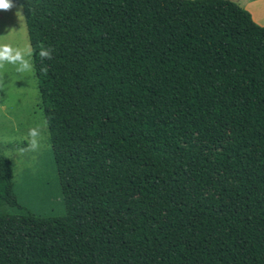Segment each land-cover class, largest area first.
<instances>
[{
    "label": "trees",
    "instance_id": "16d2710c",
    "mask_svg": "<svg viewBox=\"0 0 264 264\" xmlns=\"http://www.w3.org/2000/svg\"><path fill=\"white\" fill-rule=\"evenodd\" d=\"M66 214L0 156V264H264V26L231 0H10Z\"/></svg>",
    "mask_w": 264,
    "mask_h": 264
},
{
    "label": "rangeland",
    "instance_id": "374dc122",
    "mask_svg": "<svg viewBox=\"0 0 264 264\" xmlns=\"http://www.w3.org/2000/svg\"><path fill=\"white\" fill-rule=\"evenodd\" d=\"M0 9V156L11 160L20 205L40 217H63L61 193L48 127L35 75L22 8ZM21 214L9 206L0 214Z\"/></svg>",
    "mask_w": 264,
    "mask_h": 264
},
{
    "label": "crops",
    "instance_id": "0c3cea01",
    "mask_svg": "<svg viewBox=\"0 0 264 264\" xmlns=\"http://www.w3.org/2000/svg\"><path fill=\"white\" fill-rule=\"evenodd\" d=\"M247 10L256 24L264 26V0H231Z\"/></svg>",
    "mask_w": 264,
    "mask_h": 264
},
{
    "label": "clouds",
    "instance_id": "9594fccd",
    "mask_svg": "<svg viewBox=\"0 0 264 264\" xmlns=\"http://www.w3.org/2000/svg\"><path fill=\"white\" fill-rule=\"evenodd\" d=\"M11 7L10 3L7 2V0H4L3 6H0V9H9Z\"/></svg>",
    "mask_w": 264,
    "mask_h": 264
},
{
    "label": "snow or ice",
    "instance_id": "6c2138e0",
    "mask_svg": "<svg viewBox=\"0 0 264 264\" xmlns=\"http://www.w3.org/2000/svg\"><path fill=\"white\" fill-rule=\"evenodd\" d=\"M4 0H0V6H3Z\"/></svg>",
    "mask_w": 264,
    "mask_h": 264
}]
</instances>
